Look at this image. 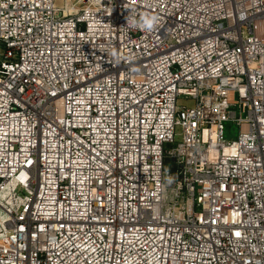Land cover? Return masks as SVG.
Segmentation results:
<instances>
[{
    "label": "built area",
    "instance_id": "2783aa9c",
    "mask_svg": "<svg viewBox=\"0 0 264 264\" xmlns=\"http://www.w3.org/2000/svg\"><path fill=\"white\" fill-rule=\"evenodd\" d=\"M0 264H264V0H0Z\"/></svg>",
    "mask_w": 264,
    "mask_h": 264
},
{
    "label": "rangeland",
    "instance_id": "374dc122",
    "mask_svg": "<svg viewBox=\"0 0 264 264\" xmlns=\"http://www.w3.org/2000/svg\"><path fill=\"white\" fill-rule=\"evenodd\" d=\"M76 1L77 0H66V4L67 6H71ZM76 5L79 7L81 3L78 2ZM178 104L192 105L194 104V100L187 98L185 96H182L178 99ZM179 131H180L179 127H176V132H179ZM237 136H238V125L233 120L226 121L225 129H224V137L226 139H235L237 138ZM180 140H181V136L177 134L174 145H176L177 142H179Z\"/></svg>",
    "mask_w": 264,
    "mask_h": 264
},
{
    "label": "clouds",
    "instance_id": "9594fccd",
    "mask_svg": "<svg viewBox=\"0 0 264 264\" xmlns=\"http://www.w3.org/2000/svg\"><path fill=\"white\" fill-rule=\"evenodd\" d=\"M125 19L127 27L133 30L151 31L158 23V18L156 16L147 13L141 15L139 19L134 15L127 16ZM168 182H172V177H168Z\"/></svg>",
    "mask_w": 264,
    "mask_h": 264
}]
</instances>
